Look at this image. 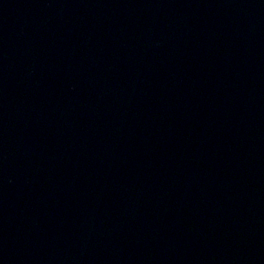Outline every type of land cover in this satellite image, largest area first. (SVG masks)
<instances>
[{
	"label": "water",
	"instance_id": "1",
	"mask_svg": "<svg viewBox=\"0 0 264 264\" xmlns=\"http://www.w3.org/2000/svg\"><path fill=\"white\" fill-rule=\"evenodd\" d=\"M0 264H264V0H0Z\"/></svg>",
	"mask_w": 264,
	"mask_h": 264
}]
</instances>
